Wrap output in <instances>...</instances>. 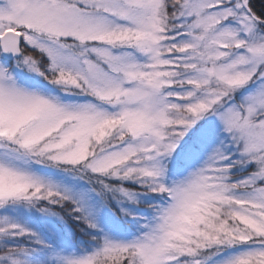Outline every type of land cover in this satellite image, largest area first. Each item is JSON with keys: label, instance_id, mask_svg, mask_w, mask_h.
<instances>
[{"label": "snow or ice", "instance_id": "1", "mask_svg": "<svg viewBox=\"0 0 264 264\" xmlns=\"http://www.w3.org/2000/svg\"><path fill=\"white\" fill-rule=\"evenodd\" d=\"M25 70L84 99L30 86ZM210 141L202 165L167 180ZM148 193L150 216L120 209L138 235L112 239L103 209ZM53 206L96 246L66 253L0 215V264H264V6L0 0V210L64 221Z\"/></svg>", "mask_w": 264, "mask_h": 264}, {"label": "rangeland", "instance_id": "2", "mask_svg": "<svg viewBox=\"0 0 264 264\" xmlns=\"http://www.w3.org/2000/svg\"><path fill=\"white\" fill-rule=\"evenodd\" d=\"M9 63H11V61H9ZM16 74L22 82L30 86L43 88L46 92H49L53 95H59L65 101H79L84 99L83 97L65 96L64 94L60 93L57 88L49 85L47 81H44L34 73H28L26 70L18 71ZM247 91L248 90H242L241 93H238L237 100H239L240 97ZM209 123L214 124V118L211 119ZM214 146L215 141H210L208 144L201 147L199 155L196 158L186 160L182 165H171L167 174V180L170 182L172 179L186 174V170H191L193 167L202 165L203 161L207 159V153H209ZM33 167L40 174L52 178L55 182H62L64 186H71L75 184L77 187H89L86 182L72 180L69 174L58 169L40 165H34ZM233 171L235 174H239L242 170L234 169ZM128 186H130V184ZM139 200L140 203L138 204L125 202L122 205H117L115 201H111L103 209L99 223L112 239L127 241L133 239L135 235H138V226L136 224V220L134 217L124 216L120 211L121 207H124L139 216H150L151 209L148 207V205L160 202L159 197L152 193L141 195ZM53 207L55 208L58 206ZM55 210L58 211L57 209ZM0 215H9L19 222L26 224V226L39 232L48 243L54 246V248L57 250L63 249V251L66 253H80L84 250L90 252L93 247L96 246L95 241L91 239L92 236L98 235L95 230L89 229L84 224L85 230H83V234L88 235V237L82 239L75 230L77 229L76 226L75 229H73L72 224H70L62 214L60 215L64 217V221H61L57 217L37 212L35 209L28 208H19L17 211H12L11 209L8 211L0 210ZM217 259H222V257H218Z\"/></svg>", "mask_w": 264, "mask_h": 264}, {"label": "trees", "instance_id": "3", "mask_svg": "<svg viewBox=\"0 0 264 264\" xmlns=\"http://www.w3.org/2000/svg\"><path fill=\"white\" fill-rule=\"evenodd\" d=\"M254 2H255L258 9L262 6H264V0H254ZM129 187H136V186L130 185ZM55 209H57L58 212H60V214H62L66 218V220L70 224H72L73 229H75V226H76L77 229H75V230L77 231L78 235L81 236L82 239L88 237V235L83 234V230H85L84 224H82L81 222H78V221H73V219L68 215V213L63 208L55 207ZM69 219H71V220H69ZM81 228H82V234H81Z\"/></svg>", "mask_w": 264, "mask_h": 264}]
</instances>
